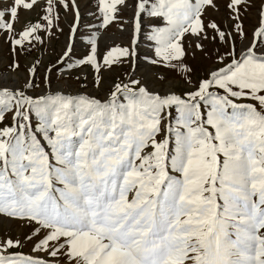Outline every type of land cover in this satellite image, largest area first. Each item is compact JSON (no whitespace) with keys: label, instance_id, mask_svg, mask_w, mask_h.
Here are the masks:
<instances>
[{"label":"snow or ice","instance_id":"obj_1","mask_svg":"<svg viewBox=\"0 0 264 264\" xmlns=\"http://www.w3.org/2000/svg\"><path fill=\"white\" fill-rule=\"evenodd\" d=\"M61 8L73 19L58 79L91 69L102 96L53 87L55 66L20 61L64 32ZM96 11L99 29H116L111 45L101 54L99 32L85 34L74 60L77 0H0L11 55L0 264H264V0H96ZM145 41L160 87L136 76ZM198 56L212 61L203 74L188 63Z\"/></svg>","mask_w":264,"mask_h":264},{"label":"rangeland","instance_id":"obj_2","mask_svg":"<svg viewBox=\"0 0 264 264\" xmlns=\"http://www.w3.org/2000/svg\"><path fill=\"white\" fill-rule=\"evenodd\" d=\"M41 2L43 3V0H41ZM258 2L259 0H257V3ZM77 3L80 6L81 20H80V26H79L80 31L77 34L76 47H75L74 55H73L74 60L79 58L82 52L81 45L83 41L80 39V37H82L85 34L90 35L93 32H99L101 36L99 51L102 54L105 51L106 47L111 45V40L108 38V36L116 32V29L113 28L108 34H105L103 29H99L98 26H99L100 21L98 19V12L96 11V0H77ZM40 12H41V9L36 8L31 14L21 13L22 22L25 19H32V20L37 19ZM223 13H224V9H223V6H221L220 14L210 13V15H212L214 18L219 20L223 16ZM60 17H61L60 26L64 29V32L62 34L57 33V37L51 40L45 37L44 45L38 44L36 49H34L30 55H23V54L21 55L20 57L21 63L25 64L35 59H42L46 66H49V67L55 66L57 69V71L53 73V87L63 88L66 92L73 93V94L76 93L77 91H81V92H84L90 95L102 96L104 93L96 90L92 84L94 74L91 71V69H85V71L81 73L80 82L76 81L74 76L72 78H68L65 75L64 79H58L63 70L60 69V66L58 64H56V61L62 54V51L67 43V37H68L69 30H70V25L72 23V19H73L72 14L65 12L63 8L60 9ZM255 22H256L255 9H253L251 13L247 14V17L244 21L245 27L249 31V34H251V30ZM16 27L17 29H19L20 27H22V23L17 24ZM209 47L212 48L211 45ZM237 50H239V44H238ZM149 51H150L149 42L147 41L142 42L139 48L140 58L138 60V68L136 71V76L146 78L150 86L154 85L156 87H160L159 84L155 83L152 73L158 72V71L163 72L164 70L150 67L145 64L144 55L145 53ZM10 60H11V55L8 50V45L2 39H0V70H3L7 66V64L10 62ZM188 63L192 64L193 67L200 74H203V72L208 67L212 66V61L204 59L200 56H198L195 61L189 59ZM41 71L43 72V69ZM128 71H130V68L128 66L116 68L115 71L111 73H105V80L108 82H112V81L117 80L118 77L123 78V74ZM166 75L170 76L171 74L166 73ZM85 77L87 79H85ZM81 82L86 83L88 87L86 89H80L79 85ZM107 91H108V85L106 84L104 88V92H107ZM177 91H180V89H177ZM29 94L35 96V95H40L44 93L41 92L40 89H37L35 91H29ZM5 123L6 124L11 123L10 115L8 119L5 121ZM32 123L34 126L37 123V118L35 117L34 113L32 115ZM42 143H46V142L42 140ZM17 231L21 232L22 234L21 230H17ZM28 250H29L28 248L23 249L24 252H28Z\"/></svg>","mask_w":264,"mask_h":264}]
</instances>
